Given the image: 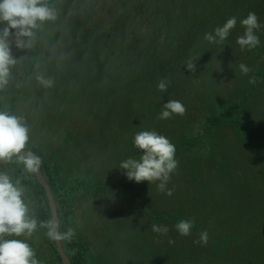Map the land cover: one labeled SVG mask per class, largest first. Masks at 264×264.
<instances>
[{
    "label": "rangeland",
    "instance_id": "rangeland-1",
    "mask_svg": "<svg viewBox=\"0 0 264 264\" xmlns=\"http://www.w3.org/2000/svg\"><path fill=\"white\" fill-rule=\"evenodd\" d=\"M87 1L92 6L82 31L70 16L78 2L49 0L57 19L37 31L31 49L11 45L18 62L0 91V111L10 104V113L23 117L27 149L42 158L56 195L70 205L87 264H264V143L257 139L264 132V0H223L222 18L215 6L189 7L186 27L187 16L180 21L164 7H138L130 25L119 20L123 0L104 7ZM249 12L262 25L255 33L260 44L242 50L236 41ZM231 17L237 24L223 44L204 40ZM96 22L95 44L84 39L97 37ZM240 63L251 69L247 75ZM38 75L52 87H43ZM162 79L166 92L157 88ZM168 100L182 102L184 115L159 119ZM143 130L175 145L178 167L165 192L158 182L130 181L119 168L139 159L133 141ZM26 174L29 183L21 182L35 216L33 174ZM181 219L194 220L186 237L175 228ZM152 224L169 231L157 234ZM204 231L207 244L195 243ZM19 239H27L40 264H57L39 227Z\"/></svg>",
    "mask_w": 264,
    "mask_h": 264
},
{
    "label": "clouds",
    "instance_id": "clouds-1",
    "mask_svg": "<svg viewBox=\"0 0 264 264\" xmlns=\"http://www.w3.org/2000/svg\"><path fill=\"white\" fill-rule=\"evenodd\" d=\"M58 13L49 6V0H0V22H6L0 29V91L10 82L11 69L18 60L12 55L11 45L18 49L34 47L37 31L49 21L54 22ZM245 28L242 36L237 38V44L242 50L255 49L260 44L255 34L262 25L254 12H249L241 20ZM237 24V18L231 17L222 27H216L214 34L206 32L204 40L213 44H223L230 31ZM12 30H15L13 35ZM12 36V40L9 37ZM195 60H189L186 67L195 71ZM239 70L247 75L251 69L245 64L238 65ZM37 81L45 88L53 85L51 79L38 75ZM250 83H255L254 78ZM157 88L166 92L168 81L162 79ZM185 106L178 100H168L163 104L159 119H170L175 115H184ZM30 140L29 127L23 117L13 115L8 111H0V164L16 163L28 174H37L42 164V158L27 149ZM134 146L141 151L139 159L128 158L121 162L119 168L130 181L137 183L147 181L157 183L158 190L165 192L171 175L176 171L178 162L175 159L176 148L168 138L154 130L139 131L134 136ZM26 188L20 179H13L7 171H0V264H40L34 249L27 243L38 227L46 229V236L52 241H69L75 236V230L68 228L61 232L59 222L55 219L38 222L32 214L30 201L25 198ZM167 195H172V189H167ZM194 226V220L181 219L175 228L181 236H188ZM151 230L157 234H166L169 229L164 225L152 224ZM171 242V241H170ZM208 233L202 232L195 243L207 244Z\"/></svg>",
    "mask_w": 264,
    "mask_h": 264
},
{
    "label": "trees",
    "instance_id": "trees-1",
    "mask_svg": "<svg viewBox=\"0 0 264 264\" xmlns=\"http://www.w3.org/2000/svg\"><path fill=\"white\" fill-rule=\"evenodd\" d=\"M70 0H68L69 2ZM104 1H108V0H95L96 4H98V7H104ZM123 0L122 1V5L123 7H120L121 11L118 13V15L121 17V19H119L120 21L123 20L124 23H126V21L129 23L130 25H133L131 22V13L133 11H136V9L138 7H142L145 10H147V12H154L157 9H159L160 7H164L166 8L168 11L167 12H176V14L174 15L175 18H179V20L183 21L184 18H186V16L188 17V20H184L182 23H184L186 21V26L189 25V7H193V10H199V9H204L205 11L207 10H211L213 6L218 8L217 13L215 14L216 17H220L222 18L223 14L221 12L222 10V5H224L223 0H218V5L217 4H212V0H194V3L192 4V6L189 4V0ZM220 1V2H219ZM75 2H78V6L76 7L75 12L73 13L74 15H70L72 18L74 17V19H76L77 26L81 27V30H86V26L84 25H80V22H83L84 20L89 21V17H88V12L87 11V7L89 6V8L92 6V4L88 5L87 3H89L87 0H75ZM214 2H217V0H214ZM82 3V4H80ZM107 5V4H106ZM105 5V6H106ZM243 4L239 3L238 6H242ZM67 8L66 4H65V9ZM224 8V6H223ZM163 11V10H161ZM131 15V16H130ZM64 16V15H63ZM70 16H66V20L68 21ZM73 19V20H74ZM121 22V23H123ZM127 23V24H128ZM93 25V24H92ZM94 26V27H93ZM92 26V28L95 29L97 34L95 37V39H93L92 41H89L88 39H84L85 41L88 42H95L96 44V39H100V34L99 32H101V30H99V28L97 27V22L94 23V25ZM75 30V29H74ZM77 30V29H76ZM88 31H91L90 29H87ZM68 33H71L70 30L65 31ZM77 33V31H76ZM75 33V34H76ZM82 37H85L86 35L84 33H81ZM109 37H112L111 35H109ZM11 99L13 98L12 96H10ZM12 105L7 104L5 106L2 107L3 111H8L10 112L12 110ZM217 119V118H216ZM213 120V119H212ZM259 137L257 139L262 140L264 143V132H261V134H258ZM256 135V136H258ZM34 153H36L35 151H33ZM37 154V153H36ZM38 155V154H37ZM13 164H4L0 167V171H7L12 177L13 179H20L22 182L25 183H29L27 181V178L29 177L21 167H19L18 165H14V167L12 166ZM9 167H11L10 169H8ZM13 167V168H12ZM41 168L42 171L45 175V177L47 178L53 195L55 197L56 203H57V207H58V212H59V218H60V231L61 232H65L67 231L68 228H72L71 224H70V214H71V208L70 205L64 200L59 198L56 193H57V188L55 187V183L54 181H52L50 179V177H48L45 169H44V162L42 160V164H41ZM33 178V183H32V189L35 193V197H36V214L35 217L37 218L38 222L40 221H47L49 219H51V212H50V208L48 205V201H47V197L45 195V192L42 188V186L38 183L35 174L32 175ZM40 231L43 233V236L45 238V240L47 241L48 244H51L52 247L54 248V252H55V256H56V262L57 264H62L60 255L57 251V247L55 244V241H52L50 239L47 238L46 236V229H42L39 228ZM63 246L65 251L67 252V254L69 255L71 261L73 264H87V262L84 259V256L81 252V249L79 247V243L76 240V237L74 236L72 241H62Z\"/></svg>",
    "mask_w": 264,
    "mask_h": 264
},
{
    "label": "water",
    "instance_id": "water-1",
    "mask_svg": "<svg viewBox=\"0 0 264 264\" xmlns=\"http://www.w3.org/2000/svg\"><path fill=\"white\" fill-rule=\"evenodd\" d=\"M2 165H4V164H0V167ZM35 177H36L38 183L42 186V188L45 192V195L47 197L48 205H49L50 212H51V219L55 218L59 222V225H60V218H59L57 203H56L55 197L53 195L51 186H50L47 178L45 177L41 167H40L39 172L37 174H35ZM55 244L57 247V251L60 255L62 264H73L69 255L67 254V252L64 249L62 241L61 242L55 241Z\"/></svg>",
    "mask_w": 264,
    "mask_h": 264
}]
</instances>
